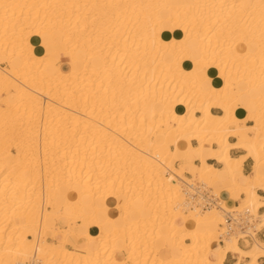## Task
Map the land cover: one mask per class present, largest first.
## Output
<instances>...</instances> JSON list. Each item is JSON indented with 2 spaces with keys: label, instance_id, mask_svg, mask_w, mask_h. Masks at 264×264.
<instances>
[{
  "label": "bare ground",
  "instance_id": "bare-ground-1",
  "mask_svg": "<svg viewBox=\"0 0 264 264\" xmlns=\"http://www.w3.org/2000/svg\"><path fill=\"white\" fill-rule=\"evenodd\" d=\"M127 2L0 0V264H259L257 237L218 238L232 210L264 228V0ZM184 170L227 180L216 207Z\"/></svg>",
  "mask_w": 264,
  "mask_h": 264
},
{
  "label": "built area",
  "instance_id": "built-area-1",
  "mask_svg": "<svg viewBox=\"0 0 264 264\" xmlns=\"http://www.w3.org/2000/svg\"><path fill=\"white\" fill-rule=\"evenodd\" d=\"M182 187L186 198L189 199L192 204H196L198 208L202 210H207L211 207H216L218 203V198L213 191L212 187L208 184L197 180H191V183H183ZM260 213V210H259ZM262 214V213H260ZM224 218V234L219 235L220 242L223 243V238L237 233H242L244 236L239 242H244L248 240L253 241L254 237L258 238V235L262 233V230H259L258 223L260 221L259 216L253 215L249 209L246 210H232L226 212L223 215ZM20 264H47L46 261L39 256L36 251L31 253L29 260L24 261Z\"/></svg>",
  "mask_w": 264,
  "mask_h": 264
},
{
  "label": "rangeland",
  "instance_id": "rangeland-1",
  "mask_svg": "<svg viewBox=\"0 0 264 264\" xmlns=\"http://www.w3.org/2000/svg\"><path fill=\"white\" fill-rule=\"evenodd\" d=\"M132 0H129V2H127V3H129V5H130V7H128L127 8V10H132V9H137V5H138V2H136V0H133L132 2H131ZM103 3H104V6H103V8L105 9L104 10V12H107L108 11V0H103ZM135 6V7H134ZM110 8V7H109ZM107 9V10H106ZM110 9H113V7H111ZM79 13V12H78ZM80 13H81V11H80ZM96 13V12H95ZM90 14V13H89ZM86 15H87V13H86ZM90 16V15H89ZM50 56V58H51V55H49ZM65 55H62L61 57L63 58ZM62 61V60H61ZM2 67H4V68H6L7 70L8 69H10V67H9V65L6 63V62H3L2 64H0ZM19 89V84H17V85H15V87L13 88V90L14 91H17ZM240 123H237L236 125H239ZM247 124H253V122H250V121H248L247 122ZM19 126V125H18ZM68 126H71V121L70 120H67V127ZM77 128H79V129H82L83 128V125H81V124H79L78 126H77ZM68 130H70V127H69V129ZM8 137V138H7ZM11 136H4L3 138L8 142V144L11 146V147H9V149H10V151H12L13 153H15V155H17L18 157H19V150H17V149H15L14 147H15V143H16V147H18L17 145H19V142H21V140L23 139H20L19 138V134H18V139H17V137L16 138H13V140H12V138H10ZM24 137V136H23ZM44 139H43V141L45 142V144H43V148L42 149H40L41 150V152H40V150L39 149H37V150H39V153H38V151L36 150V152H35V149H33V147H31L30 148V152L28 151L27 153H29V156L30 157H36L35 155H36V153H38L37 154V156H40L42 153H45L44 155L45 156H47V155H49V153L52 151L50 148H49V145L47 144V142L49 143L50 142V140L49 139H51L49 136H45V137H43ZM10 140H11V143H10ZM20 140V141H19ZM230 141H231V138H230ZM192 143H193V145L194 146H196L197 145V142L196 141H192ZM47 147V148H46ZM18 149H19V147H18ZM34 150V151H33ZM34 153H33V152ZM30 153H32V154H30ZM2 155V154H1ZM0 155V162H2V161H4V158L2 157ZM17 157V158H18ZM2 158H3V160H2ZM197 164L199 163V161H195ZM181 162L180 161H175V167L177 168V169H179V170H181ZM11 165H14V164H11ZM19 165V164H18ZM18 165H17V167H18ZM216 166H218V167H220V165L219 164H217ZM19 168V167H18ZM6 170V169H5ZM7 171V170H6ZM6 171H4V172H6ZM185 172V173H184ZM182 177H184V178H186V179H190V180H197L198 179V177L195 175H191V174H189V173H187L185 170L183 171V174H182ZM193 178V179H192ZM212 187V189H213V191L217 194V188L216 187H214L213 185L211 186ZM241 197H242V199H240L238 202H236V205H242V204H244L245 203V197L243 196V195H241ZM264 216V215H263ZM138 218V217H137ZM28 237V236H27ZM30 239H32L33 241H34V238L33 237H29ZM259 239V238H258ZM49 242H51L52 240H51V238H48L47 239ZM260 240V239H259ZM218 241H219V238H218ZM260 241H263V240H260ZM222 243V242H221ZM224 243V242H223ZM222 243V244H223ZM246 245H247V248L246 249H249L250 248V246H251V244H248V243H245ZM162 254V252H160V255ZM243 263L244 262H246V261H242ZM147 264H149V263H147Z\"/></svg>",
  "mask_w": 264,
  "mask_h": 264
},
{
  "label": "crops",
  "instance_id": "crops-1",
  "mask_svg": "<svg viewBox=\"0 0 264 264\" xmlns=\"http://www.w3.org/2000/svg\"><path fill=\"white\" fill-rule=\"evenodd\" d=\"M62 55H65V56L62 58V57H61ZM62 55H60L61 60H62L61 62H62L63 64H67V63H68V57H67V55H66V54H62ZM212 112L215 113V114H220V113H221V111H220L219 109H216V108H213ZM234 141H235V139H234V138H231V142H234ZM231 154H232L234 157H240V156H242V155L245 154V151H243V150H241V149H234V150H231ZM209 161H210L211 163H213L214 165H217V164H218V163H217L215 160H213V159H209ZM219 165H220V164H219ZM220 167H221V165H220ZM253 167H254V161H253L251 158L245 160L244 165H243V171H242V173H243L245 176H248V175L252 174V172H253ZM224 182H227V180L219 181V182H215V183L213 184V186H214V187H217V186H219V185L224 184ZM211 186H212V185H211ZM258 193H259V195L261 196V198L264 199V191H262V190H258ZM112 207H114V203L112 204ZM113 213H114V216H115V215H116V211H115L114 209H113ZM260 213L264 214V208H260ZM263 229H264V228H263ZM99 232H100V230H99V228H98L97 226H91V227H89V233H90L91 235H97V234H99ZM258 238H259L260 240H263V241H260ZM258 238H256V239L259 240L261 243H264V230L262 231L261 234L258 235ZM245 243L251 244V246H250L249 249H246V248H247V245H246ZM245 243H244V242H239L240 247H241L242 249H244V250H250V249L252 248L253 244H254V240H253L252 242H250V241H248V240H245ZM236 261H237V258H236L233 254H228L227 257H226V259H225L224 264H235ZM247 261H248V260H247ZM247 261H246V262H247ZM246 262H244V263H246ZM258 262H259V264H264V256H263V257H260V258L258 259ZM244 263L242 262V264H244Z\"/></svg>",
  "mask_w": 264,
  "mask_h": 264
}]
</instances>
